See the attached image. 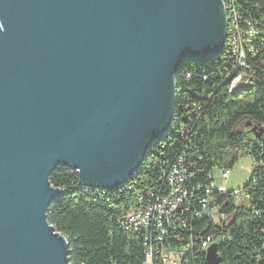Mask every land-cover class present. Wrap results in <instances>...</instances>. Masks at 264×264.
Segmentation results:
<instances>
[{
    "label": "water",
    "instance_id": "95a60500",
    "mask_svg": "<svg viewBox=\"0 0 264 264\" xmlns=\"http://www.w3.org/2000/svg\"><path fill=\"white\" fill-rule=\"evenodd\" d=\"M226 39L222 0H0V264H69L46 216L52 171L130 180L170 127L177 69ZM205 262L220 264L216 244Z\"/></svg>",
    "mask_w": 264,
    "mask_h": 264
},
{
    "label": "trees",
    "instance_id": "16d2710c",
    "mask_svg": "<svg viewBox=\"0 0 264 264\" xmlns=\"http://www.w3.org/2000/svg\"><path fill=\"white\" fill-rule=\"evenodd\" d=\"M240 8L264 29V0H235ZM259 52L249 63L264 60V36ZM225 50L206 63L188 61L174 74L176 97L174 112L167 133L150 144L131 179L137 188L152 184L156 173L154 161L174 159L187 143V189L192 192L186 206L198 209L203 196L200 185L214 180L215 169L231 170L244 157H251L252 177L244 186L251 194L250 205H233L228 195L217 197L226 217L219 225L207 218L189 221L191 230H182L180 239L169 236L164 244L181 248L188 239L194 243L186 250L181 264H206L205 252L198 249V236L216 235L220 264H264V131L255 137L252 128L264 130V72L255 71L251 85L242 94L230 95L221 76L231 61ZM196 104V106H193ZM188 131L187 139L180 128ZM62 195L47 207V221L68 241L69 264H145L144 237L122 230L120 221L135 207V192H84L78 185V174L66 167H56L49 176ZM253 211L258 214L253 217ZM153 264H164L159 256Z\"/></svg>",
    "mask_w": 264,
    "mask_h": 264
},
{
    "label": "built area",
    "instance_id": "2783aa9c",
    "mask_svg": "<svg viewBox=\"0 0 264 264\" xmlns=\"http://www.w3.org/2000/svg\"><path fill=\"white\" fill-rule=\"evenodd\" d=\"M225 8L227 22V52L225 58L231 61V67L221 76L223 83H227V92L230 95H240L251 85L252 77L257 70L264 72V60L259 65L249 63L251 57L259 52L258 46L261 43L260 37L264 36V29L259 28L249 12L240 8L235 0H222ZM264 22V17L261 19ZM196 106V104H193ZM184 141H188L185 129L180 128ZM185 148L174 159H156L154 171L156 173L152 184L138 187L136 180H128L118 189L113 191L135 192L136 207L120 221L122 230L133 234H142L144 237V254L148 264H153V259L159 256L162 262L170 258V264H181L182 257L186 250L193 247L191 239L181 248H173L165 245L164 241L169 236L172 240L179 241L180 232L188 229L189 221H200L204 218L213 224H220L226 217V211L221 210L218 199L214 195H228L233 205H250L251 194L246 188L237 186L230 190L224 184L228 179L230 170L223 169L220 173L222 183L215 180L208 185L198 186L203 191V196L198 200V209L190 210L186 203L192 192L187 189V175L191 169V162L187 161ZM66 167V166H57ZM69 168V167H66ZM254 165H252V170ZM72 172L78 174L77 169ZM251 170V174H252ZM250 174L249 179L252 177ZM79 185V183H78ZM81 186V185H79ZM84 192L89 190L95 193L106 191L91 187L81 186ZM60 189V188H59ZM61 190V189H60ZM253 217L258 211H253ZM216 243V235L201 232L198 236V249L206 250ZM174 252L175 255L172 253ZM168 254L171 256L169 257Z\"/></svg>",
    "mask_w": 264,
    "mask_h": 264
},
{
    "label": "rangeland",
    "instance_id": "374dc122",
    "mask_svg": "<svg viewBox=\"0 0 264 264\" xmlns=\"http://www.w3.org/2000/svg\"><path fill=\"white\" fill-rule=\"evenodd\" d=\"M252 170V159L251 157H244L237 162L234 167L230 170L228 179L224 182L228 189L234 190L239 187H243L247 184ZM221 170L215 169L212 172V177L216 183H222L220 179ZM173 255L174 252L172 253ZM169 257H171L168 254ZM145 264H148L147 262ZM165 264H170V258L165 261Z\"/></svg>",
    "mask_w": 264,
    "mask_h": 264
}]
</instances>
